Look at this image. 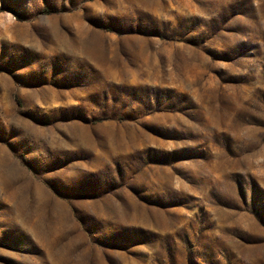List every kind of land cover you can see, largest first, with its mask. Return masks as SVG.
<instances>
[{
	"label": "rangeland",
	"instance_id": "rangeland-1",
	"mask_svg": "<svg viewBox=\"0 0 264 264\" xmlns=\"http://www.w3.org/2000/svg\"><path fill=\"white\" fill-rule=\"evenodd\" d=\"M0 264H264V0H0Z\"/></svg>",
	"mask_w": 264,
	"mask_h": 264
}]
</instances>
